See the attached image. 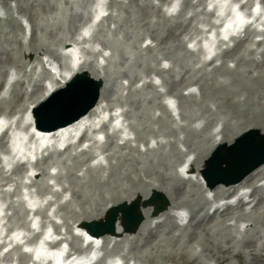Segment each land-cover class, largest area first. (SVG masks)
I'll use <instances>...</instances> for the list:
<instances>
[{
  "label": "bare ground",
  "instance_id": "6f19581e",
  "mask_svg": "<svg viewBox=\"0 0 264 264\" xmlns=\"http://www.w3.org/2000/svg\"><path fill=\"white\" fill-rule=\"evenodd\" d=\"M129 1L133 7L126 13V18L131 16L134 19L138 18L139 21L138 12L148 10L149 7L156 12L159 11L151 0H144V6H140L141 0ZM205 1L197 0V3L202 5ZM226 1L209 0V3L215 6L218 12H222ZM185 3L191 4L190 0H185ZM0 6L5 9L4 14L0 15V85L7 66L13 69L16 79L10 87L8 98L0 96V114L19 113L17 124L26 117L31 126L33 125L31 108L44 101L53 91L63 87L74 74L87 72L92 78L101 79L104 83L99 103L88 114L54 131H41L40 135L30 136L36 146L42 149L46 147L43 149L46 154L41 155L34 164V173L25 174V167L16 163L11 173L6 175L3 166L0 165V187L13 183L16 190H19L23 185L20 179L24 175L28 180L25 186L34 187L40 196L51 192L53 185H59L62 192L69 193L70 198L58 204L61 194L51 193L54 200L48 201L38 213L42 218H46L48 207L56 204L53 214L61 219L71 250H79L82 241L80 236L72 233L73 230H85L86 222L101 218L99 214L108 207L122 202L130 203L135 197L143 201L145 197L141 193L146 190L162 193L169 203L168 208L160 217L153 220L147 218V209L143 208L141 212L144 220L133 235L122 232L118 219L114 236L96 237L105 255L118 254L121 251L123 259H132L136 264H152L154 252L170 242L186 240L200 246L202 239L197 237L200 234L210 244L208 237L212 233H217L220 228L236 227L239 222H244V233L255 229L256 214L260 208H264V185L259 184L264 179V164L238 184L227 187L218 185L210 189L206 186L203 188L200 184L204 183L200 161L213 149L217 150L223 144L230 145L239 135L249 130H258L260 134H264V99L259 100L264 98V70L255 74L248 73L252 66L260 68L264 66V33L262 39L255 43L257 47L263 46L261 52L249 47L241 49L244 42L257 34L254 30H248L231 48L219 53L220 64L206 69L205 65H211L213 63L211 61L198 67L199 75L192 80L184 78L183 75L176 78L174 72L177 68H184L187 59L200 58L201 52L192 53L185 47L183 41L170 44L165 51H160V58L150 55V61L143 60V63H139L140 73L127 71L121 75L127 82L123 90L128 89L127 95H131L129 105L126 107L121 104L117 108H109V105L102 104L105 82L110 77L108 68L98 64V60L95 62L86 59L78 68L70 67L63 62L65 58L75 59L80 54L81 42L76 41L72 33L57 42L66 50L63 55L58 45L53 48L43 37L36 39V31L44 28L37 21L36 12L28 0H14L13 3L0 1ZM37 7L44 11L47 6ZM14 11L22 13L31 23L30 38L25 41L19 35L22 27L20 21L14 17ZM258 12L261 21H264L263 2L258 5ZM199 14L206 16L204 23L210 24L208 16H211V13H206L203 9ZM107 17L111 18V14ZM240 20L234 19L229 27L234 28ZM182 24L180 21L170 23L168 18L160 14L156 28H146L142 34L138 32L137 35H144L140 38V46L146 43L144 49L151 52L155 41L157 42L163 35L169 36L181 29ZM5 25L8 29L4 27ZM194 31L196 35L202 33L197 26L194 27ZM166 38L162 37V41ZM191 44L198 45L199 41ZM209 44L207 41L205 46ZM98 45L100 49L94 54L95 57L102 61L109 60L110 56L105 58L109 45L104 42ZM28 55L33 59L26 60L25 57ZM137 57L140 59L139 54ZM227 59H230L232 66L226 63ZM161 60L169 63L167 69L159 66ZM36 71L47 77L48 83L42 86L37 82L36 86L43 90L41 94L26 107L19 109L18 106L16 108L19 110H16L13 103L22 98L20 94L22 83L18 76H31ZM149 75L158 77L160 86L165 89L167 96L172 95L177 99L178 122L172 120L171 113L165 107L167 104L163 105L153 99H142L137 93L139 90H131L132 85L140 81L142 88H151L155 97L159 98L160 94L156 93L158 87L156 79L147 81L144 78ZM257 84L261 86L253 92ZM186 86H189L188 91L183 95L180 89ZM111 90V86L107 87V91ZM15 98L17 99L11 103L10 100ZM144 102L148 104L147 107L142 105ZM168 103L171 104V101ZM156 109L160 111L158 114L154 113ZM106 115H109L111 121L116 122L114 125H118L120 129L106 136V141L100 147L103 153L106 152V146L114 147L115 139L121 138V127L126 126L132 137L122 139L120 146H116L121 149L118 154L107 152L104 156L105 165L99 158L96 168L87 166L81 170L88 161L96 159L97 156H93L90 150H76L72 153L77 146H73L71 142L82 129L86 131L90 126L103 122ZM217 126L219 128L213 131ZM27 127L28 125L24 128ZM106 127L108 123L102 124L103 129ZM151 140L154 141L153 146H150ZM61 142L67 143L64 151L56 150L55 147L52 150L47 149L49 145ZM140 145L144 146L143 149ZM0 149L8 153L1 139ZM188 154L191 157L184 159ZM12 161L13 158L8 157V162L12 164ZM179 164H182V167L178 171L176 167ZM13 176L18 178L14 179ZM15 194L18 195V191ZM11 197V194L0 191V199L7 201L3 209L7 230L15 228L28 230L25 207L14 204ZM180 209H185L186 215L180 213L178 211ZM12 210L13 215H8L7 212ZM183 219L186 223L180 224ZM52 225L54 231L58 232L60 226L54 223ZM248 243L250 245L252 242ZM125 248L127 253L124 252ZM16 253L17 264H26L29 256L21 253L18 246L12 252L6 253L3 260L11 262ZM95 264L104 263L101 259Z\"/></svg>",
  "mask_w": 264,
  "mask_h": 264
},
{
  "label": "rangeland",
  "instance_id": "374dc122",
  "mask_svg": "<svg viewBox=\"0 0 264 264\" xmlns=\"http://www.w3.org/2000/svg\"><path fill=\"white\" fill-rule=\"evenodd\" d=\"M6 1L9 2V0ZM29 2L36 12L35 17L37 21L40 26L44 28V30L38 29L36 31V39L43 37L47 43L55 48L58 40L70 33H76V31L81 28V25L85 22L82 18L85 17V19L88 20L89 12H91L95 0H30ZM105 2L106 5L109 6V11L113 13V16L112 18H105L99 22L97 27L99 30L93 40L91 39V42L96 44L98 42L107 43L109 45L107 47L108 52L111 53L110 59L104 61V64L110 72V77L106 80V88L102 94V98L104 99V103L107 102L111 107L121 106V103L128 105L130 97L126 96L127 90H123L122 83H125L126 80L123 79L121 75L127 71L136 74L140 73L139 63H143V60L150 61V55L159 58L161 56L160 51H165L170 44L172 45L179 41H183L185 45H187L194 36L193 28L197 25L201 15L198 13L191 0L190 5H187L185 0H182L179 14L173 18L169 17V21L170 23L180 21L183 23V27L169 36L163 35V38H167L162 41L161 37L157 42L155 41L156 45L151 52H146V50L140 48V38L144 35L141 36L137 34L138 32L142 34V31L146 28H156L159 23V15L161 12H156L149 7L148 10L146 9L138 12V21V18L134 19L131 16L126 18V13L129 11L130 7H133L129 0H105ZM151 2L157 6V4H162L163 0H151ZM143 3L144 0H141L139 3L140 6H142ZM45 5L47 7L44 11L37 7ZM2 10H4V8ZM14 15H16L18 19H23L24 17L22 13L17 12L14 13ZM139 26L140 28L138 29ZM4 27L8 29L6 25ZM19 35L23 37L24 32L20 31ZM245 45H248V43ZM138 54L140 55V59L137 57ZM83 55L92 59V49L89 45H85ZM25 58L30 60L29 55ZM185 67L176 69L174 72L176 78L183 74V77L188 80L198 77L194 59H187ZM7 70L11 71L12 68L7 66ZM261 70H264V66L261 68L252 66L248 73L254 74ZM145 79L149 80L148 77H145ZM38 80L39 77L37 74L21 77L22 85L20 87V94L22 95L23 92V96L18 102L13 103L15 108L18 106L23 107L27 102H30L39 95V89L36 87V81ZM109 86L112 88L111 91H107V87ZM260 86L261 85L257 84L255 87L256 90L253 92H256ZM136 89H140L137 93L142 99L161 101V98L155 97L152 89H142L140 82L135 83L131 87V90ZM184 90L185 88H183L181 92ZM16 99L17 98L12 99L10 102L12 103ZM262 99L264 98H260L259 100ZM142 105L148 106L146 102ZM155 113H159V110H155ZM108 151L116 155L121 149L119 150L115 145L114 147H108ZM210 157L211 155L200 161V165L204 166ZM177 169L179 170L180 166H178ZM155 191L146 190L141 194L146 197V199H149ZM146 209H149L147 212L149 219H154V217H160L161 215L152 216L153 209ZM181 210L186 211L185 209ZM99 215H101V213ZM256 216L255 229L247 233H244L243 228H241V225L244 223L239 222L236 227L220 228L216 231L217 233H212L208 237L210 244L205 241L204 237L200 234L197 235V237L202 239L200 246L195 245V242H187L186 240L165 244L154 252V261L152 264H264V208H260ZM248 241L252 243L249 245ZM126 261L129 264H135L131 259Z\"/></svg>",
  "mask_w": 264,
  "mask_h": 264
},
{
  "label": "water",
  "instance_id": "95a60500",
  "mask_svg": "<svg viewBox=\"0 0 264 264\" xmlns=\"http://www.w3.org/2000/svg\"><path fill=\"white\" fill-rule=\"evenodd\" d=\"M96 92V94H95ZM92 95V99L90 98L91 105L94 104V102L97 99V91H95ZM95 95V97H94ZM94 98V99H93ZM92 101V102H91ZM94 101V102H93ZM264 153V152H263ZM264 162V159H263ZM118 212H122L123 214V225L126 230H135L140 222L142 221V216L138 212V203L135 202L130 206L126 205H120L117 208L112 209L108 215L106 216V223L100 224L101 228V235L105 233L113 234L114 232V223L117 217Z\"/></svg>",
  "mask_w": 264,
  "mask_h": 264
}]
</instances>
